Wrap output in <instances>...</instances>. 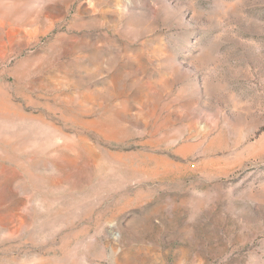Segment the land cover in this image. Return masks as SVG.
<instances>
[{
    "label": "rangeland",
    "instance_id": "1",
    "mask_svg": "<svg viewBox=\"0 0 264 264\" xmlns=\"http://www.w3.org/2000/svg\"><path fill=\"white\" fill-rule=\"evenodd\" d=\"M0 264H264V0H0Z\"/></svg>",
    "mask_w": 264,
    "mask_h": 264
}]
</instances>
